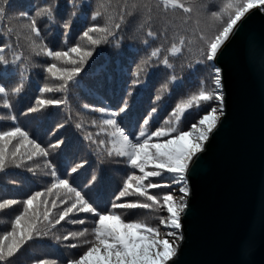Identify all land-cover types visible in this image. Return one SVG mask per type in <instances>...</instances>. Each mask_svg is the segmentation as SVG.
Masks as SVG:
<instances>
[{
  "label": "snow or ice",
  "instance_id": "obj_1",
  "mask_svg": "<svg viewBox=\"0 0 264 264\" xmlns=\"http://www.w3.org/2000/svg\"><path fill=\"white\" fill-rule=\"evenodd\" d=\"M62 7L71 11L67 18L58 19ZM84 7L91 9L92 5L87 0H43L40 5L32 0H0V27L4 21L8 23V35L0 36V80L19 77L14 87L0 82V110L8 112L10 121L7 127L0 126V174L19 168L34 173L40 167L35 160L42 158L45 175L50 178L42 190L32 191L26 198H0V210L19 205L10 230L0 235V264H17L18 257L29 253L31 264H176L174 258L185 240L183 220L193 196L194 177L226 116L220 60L248 21L264 15V0H125L122 5L100 0L88 13L91 23L79 40L69 44L73 22ZM128 18L140 20L137 31L145 33L142 43L151 50L133 60L135 67L128 79L120 80L115 90L108 89L113 103L104 100L82 105L99 114V120L93 119L91 124L100 131L83 137L90 155L100 164L114 157L127 165L121 183L113 189L110 178L98 172L97 165L80 158L81 140L69 138L66 142L63 135H57L68 121H55L61 106L71 107L70 91L105 87L103 81L92 84L89 74L81 73L98 46L121 47ZM157 20L164 24L159 34L152 28ZM39 21L60 30L66 50L44 43ZM19 33L29 41L32 54L48 58L46 65L34 64L31 55L17 51L18 44L10 37ZM148 38L162 42L152 47ZM185 54L181 69L196 76V90L179 99L160 123L159 91L150 111L143 104L142 90L150 89L148 71L170 70L161 90L168 84L180 88L183 78L175 74L170 57L182 59ZM33 67L42 68L55 83L38 86L40 95L20 115L28 123L43 124V110L57 109L47 114L53 122L48 135L55 140L46 145L30 135L13 111L12 98L24 93L27 73ZM202 69L208 72L203 79L197 75ZM112 82L109 77L108 83ZM45 93L53 95L43 98ZM186 114L194 115L195 121L183 123ZM82 127L76 124V128ZM149 215L154 223L149 222ZM261 217L264 219V199ZM67 224L82 227L61 232ZM46 249L79 251L61 261Z\"/></svg>",
  "mask_w": 264,
  "mask_h": 264
},
{
  "label": "water",
  "instance_id": "obj_2",
  "mask_svg": "<svg viewBox=\"0 0 264 264\" xmlns=\"http://www.w3.org/2000/svg\"><path fill=\"white\" fill-rule=\"evenodd\" d=\"M220 66L226 116L194 177L176 264H264V15Z\"/></svg>",
  "mask_w": 264,
  "mask_h": 264
},
{
  "label": "trees",
  "instance_id": "obj_3",
  "mask_svg": "<svg viewBox=\"0 0 264 264\" xmlns=\"http://www.w3.org/2000/svg\"><path fill=\"white\" fill-rule=\"evenodd\" d=\"M32 2L40 5L43 3V0H32ZM87 2L91 3L92 8L89 9L84 7L82 14H78V17L74 20L73 29L70 31L68 37L69 44L79 40L82 30L89 23H91L87 18L88 13L95 10L96 5L100 2V0H87ZM110 2L113 5H122L125 0H110ZM116 10L119 11V8ZM70 11V8L62 7V11L58 19L67 18V13ZM100 22L103 23L102 17L100 18ZM139 23V19L128 18L126 27L123 30L124 40L119 49H116L111 45L103 44L96 48V51L93 53V57L89 60L88 65L85 67L84 72L81 73V76H84L85 73H88L90 82L92 84H95L97 80H100L105 83V87L103 89L93 88L91 92L81 91L78 89H73L70 91L68 99L71 107L66 108L61 106L58 110V115L56 116L55 121L57 123L64 122L65 120L68 121L65 129H61L57 135H63L66 142L69 138H78L81 140L82 143L80 145L79 152L80 158L88 159L91 164L97 165V171H102L110 178L113 189H115L121 183L122 177H124L127 170V165L118 158L114 157L107 158L102 164H100L94 155H90L89 149L87 147L88 142L83 140V137L88 133L95 134L100 131L91 124L93 119L99 120V114L83 109L82 105L84 103H88L89 105H97L101 104L104 100L113 103L114 101L112 97L108 94V89L112 88L115 90L118 87V82L120 80L128 79L127 74L135 67L133 60L138 61L146 54L147 51L151 50L146 48L142 43L146 36L144 32L137 31ZM39 26L41 27L42 35L45 38V44H47L49 47H53L55 50H66L64 47V38L60 34V30H58L55 25H48L46 27L44 21H39ZM7 27L8 23L7 21H4L3 26L0 27V36L6 37L8 35L6 31ZM163 27V21L160 20H157L152 24L153 31L157 34H159ZM10 38L14 45L18 44L17 51L23 52L25 56L31 55V59L34 64L46 65V62H49L47 57H37L31 53L29 41L25 39L24 34H13ZM148 39L152 47H157L162 42L161 40L152 41L151 38ZM81 43L84 42L81 41ZM165 47H167V45H165ZM186 58L187 54H185V58L182 59H172L170 57L171 62L175 65V74L178 77L182 76L183 78V86L180 88H176L173 85L168 84L167 87H164L163 90H161L162 86L167 84V80L171 74L170 70L165 71L162 68H151L148 71L147 79L150 82V89L142 90L143 104L145 109L150 111V106L153 105L155 95L159 91V94L162 96L161 101L157 103L158 114L162 117V119L159 121L160 123L163 122V119H167L168 114L171 112L175 103L179 102V99L186 98L187 95L196 90V76H193L186 68L183 71L181 69V64L186 63ZM141 75H143V73ZM197 75L203 79L207 77L208 72L206 69H202ZM109 77L113 78V82L111 84L108 83ZM0 82L6 84L8 87H14L19 82V77L12 76L10 79H3L0 80ZM45 83L51 86L55 82L48 76L46 72L43 71L42 68L33 67L27 73L24 93L19 98H12L13 111H15L20 124L30 132V135H32L33 138L37 139V142H43V145L55 140V137L48 135V131L53 126V122L47 119V114L49 112L56 113L57 109L53 107L45 108L43 110V114L40 117V119L44 121L43 124H39V122L35 120L31 123H28L27 118L21 116L20 112L30 103H32L35 96L40 95L36 89L38 86L42 87ZM52 95L53 94L51 93H45L43 94V98H48ZM55 95L59 96L60 94L57 93ZM69 113L71 114V119L68 118ZM5 115H7V112L0 110V122L4 121L3 117ZM195 118L196 117L194 115L188 116L186 114L185 119L182 122L188 124L190 121L194 122ZM5 121L10 123L8 120ZM38 124L39 130H37ZM76 124H82V129L76 128ZM58 155L59 154L57 151L56 155L52 157L54 162H56L58 159ZM36 163L39 164L40 167L37 168L34 173L28 172L25 168H19L11 169L8 175L0 174V198H26V196L32 191H37L36 188H34V186L31 184L30 180H37L43 189L49 182L50 178L45 175L46 170L42 166L44 164L43 159L37 158ZM13 181H15V183H13ZM18 212L19 205L0 210V235L3 234V231L10 230L11 219L14 218ZM141 218L144 217L142 216ZM148 219L150 220V218ZM149 222L152 223L151 221ZM63 223L64 222H62V224ZM46 251H49V249H46ZM60 259L62 261L63 257L60 256ZM17 264H31V254L29 253L25 256L18 257Z\"/></svg>",
  "mask_w": 264,
  "mask_h": 264
},
{
  "label": "rangeland",
  "instance_id": "obj_4",
  "mask_svg": "<svg viewBox=\"0 0 264 264\" xmlns=\"http://www.w3.org/2000/svg\"><path fill=\"white\" fill-rule=\"evenodd\" d=\"M7 112V111H6ZM15 112V111H14ZM7 116H8V112L7 115H5L3 117L4 121L0 122V126H4L7 127L10 123L6 122L5 120H7ZM96 116V115H95ZM20 122V121H19ZM37 160V159H36ZM36 160L34 163H36ZM120 160V159H119ZM121 161V160H120ZM44 167V164L42 165ZM30 180V179H29ZM31 184L34 186V188H36V190H42L41 184L37 181V180H30ZM137 211H141V210H137ZM146 212V210H144ZM148 218H150L149 221H151L152 223H154L155 221L151 219V216L149 215ZM90 226V225H89ZM80 227L82 226H75V225H70L67 224L65 226V228L61 229V232H65V231H73V230H78ZM79 249H72V250H67V249H61L60 252H55L54 250L49 249V252H53V258L62 256L63 258L66 256H70L75 252H78Z\"/></svg>",
  "mask_w": 264,
  "mask_h": 264
}]
</instances>
